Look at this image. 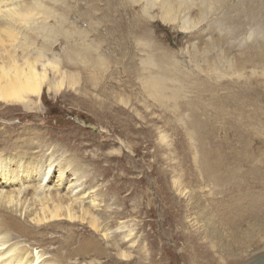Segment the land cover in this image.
<instances>
[{
  "label": "rangeland",
  "instance_id": "1",
  "mask_svg": "<svg viewBox=\"0 0 264 264\" xmlns=\"http://www.w3.org/2000/svg\"><path fill=\"white\" fill-rule=\"evenodd\" d=\"M220 2L71 0L55 19L67 16L68 33L79 39L60 34L43 55L60 56L76 84L54 94L45 86L33 109L0 102V153L16 155L4 162L21 161L20 146L39 151L44 186L93 203L100 230L66 220L54 235L71 228L119 257L68 264H264V13L244 18L245 29L234 33L231 5L242 0ZM98 31L101 51L79 53L99 41ZM163 72L160 95L149 84ZM66 158L69 170L60 173ZM114 237L130 256L117 254ZM11 243L31 247L25 237Z\"/></svg>",
  "mask_w": 264,
  "mask_h": 264
},
{
  "label": "bare ground",
  "instance_id": "2",
  "mask_svg": "<svg viewBox=\"0 0 264 264\" xmlns=\"http://www.w3.org/2000/svg\"><path fill=\"white\" fill-rule=\"evenodd\" d=\"M1 1L4 2H0V102L21 103L24 107H32L33 109L40 100L45 86L54 94L55 92L59 93V91L65 90L68 88L67 86L70 87L76 84L74 82V74L62 71L64 68L61 70V64L66 62L61 61L59 58L60 56L57 58L54 55L55 58L52 56L53 59H48L50 58L49 56L46 57L43 55V53L46 52L45 50L49 49L47 42L52 41L53 43L60 34H67L69 37L73 36V38L79 39V32L75 35L68 33L69 29L66 24V20L68 19L67 16H65L63 20L55 19L57 17L55 15L56 13H64V10L67 13L70 7L65 8L63 5L68 4L71 0H52L54 2L46 8H43L41 3L35 2L39 0ZM223 1L221 0V2ZM240 4L241 6L239 7L231 5L232 8H236V13L231 14V18H229V21L235 22V30L232 29L234 33L241 32L245 29L243 23L244 18L250 19L249 17H252L256 19L261 17L264 13V0H242ZM201 9L206 10L207 4L202 6ZM168 13H173L171 8L168 9ZM89 14L92 15V12ZM173 18L172 21L174 20ZM51 20H53L52 25ZM55 21H58L57 25ZM117 21L119 22V20ZM185 22L187 21H184V27L187 26ZM115 29L117 30V28ZM259 29L261 28L259 27ZM126 31L128 32V30ZM18 33H28L30 35L29 39L25 40L19 38ZM102 33H98L100 39L98 38L99 41H97L96 44H92L91 42L93 46L88 45L82 49V52L80 48V52H78L87 55L96 50L101 51L99 47L102 48L105 42L103 40L105 35L103 36ZM39 36H42V40L40 41ZM73 38L72 40H74ZM122 40H119V42L121 41L122 43ZM74 41L78 42L76 40ZM28 44L31 48L36 46L38 51H29L26 47ZM115 47H117V45ZM87 48H89L90 51L86 50ZM255 48L253 53L260 55L262 53L261 49H259V47ZM127 54V51H123V58H125ZM116 55H118V53ZM102 56L103 55L100 56V60H98L97 57V59H93L98 62L103 60L104 57ZM108 58H110V56ZM262 58H264V56ZM105 60L107 61L108 59ZM51 73H53V76H51ZM166 79L168 80V77L166 78L165 72H163L161 76L153 74L149 85L152 89H156V92H160L161 95L162 86H167ZM22 148L25 147L20 146L19 149H17V154L23 159L18 162H13L10 165L4 162V158L6 161H10L12 156H16L11 155L14 154L13 151L3 150L0 153V247H4V250L0 249V264H40V258L48 253L47 251L52 254L49 259H45V261L42 259V264H68L71 259L83 262L90 256L102 254H104L108 262L116 259L119 260L116 254H109L107 250L103 252L100 240L95 237L91 241H87V239L85 240L79 236L78 233L75 234L72 232L71 228L65 235H54L57 231L55 228L66 220L70 222H75L77 219L84 221L89 223L95 230H100L101 226H99V220L92 212L94 211V207L91 206L93 203L86 206V202H84L85 199L75 198L74 195L71 194V191L69 195H63L58 188L52 190L50 187H47L49 182L44 186L43 183L47 176L44 174L45 168L41 166L43 164L39 165V161L41 162V157L43 155L37 154L39 151H34L32 149H28L30 150L28 151ZM28 158L31 159L28 160ZM65 162L66 163L61 162L59 164V168L61 169H59L60 173L69 170V166L65 164H69L70 161H67L66 158ZM43 163H46V159ZM51 164H47L46 167L50 169ZM79 164H81V160L71 169V181L75 178L78 179V175H81V173L78 172ZM208 168L210 167H207V170ZM234 174L235 172H232L228 175V178L234 176ZM216 180H219V178L216 177ZM46 187L48 189H46ZM38 206H40V208H38ZM27 221L33 224H28ZM83 228H86V226H83ZM102 228L107 231L105 226ZM18 237H25L31 247H18L16 243H11L12 240ZM55 238H58V240L56 241ZM62 238H64V240H61ZM113 241L112 246L117 254L121 255V257H128L131 255V253L120 250V242H118L115 237ZM56 243H58V246L54 247ZM33 248H41L39 256L33 253Z\"/></svg>",
  "mask_w": 264,
  "mask_h": 264
}]
</instances>
